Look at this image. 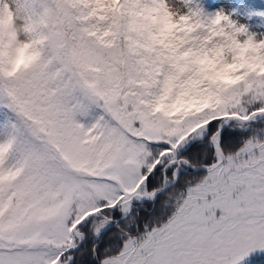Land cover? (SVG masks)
Returning <instances> with one entry per match:
<instances>
[{
  "label": "snow or ice",
  "instance_id": "snow-or-ice-1",
  "mask_svg": "<svg viewBox=\"0 0 264 264\" xmlns=\"http://www.w3.org/2000/svg\"><path fill=\"white\" fill-rule=\"evenodd\" d=\"M171 3L205 16L195 0H0V264L264 252V43L233 25L243 67L194 113L162 111L143 36Z\"/></svg>",
  "mask_w": 264,
  "mask_h": 264
},
{
  "label": "clouds",
  "instance_id": "clouds-1",
  "mask_svg": "<svg viewBox=\"0 0 264 264\" xmlns=\"http://www.w3.org/2000/svg\"><path fill=\"white\" fill-rule=\"evenodd\" d=\"M169 11L173 17L171 22L146 21L150 27L144 33L143 42L153 50L152 55L166 73L167 88L159 100L162 111L194 113L215 99L217 85L229 82V77L243 67L248 52L236 45L247 44L249 36L232 26L248 29L223 10L215 16L193 14L189 21L182 20L191 11L187 4L171 3ZM251 35L257 43H264V36ZM28 62L26 50H21L4 67L18 74Z\"/></svg>",
  "mask_w": 264,
  "mask_h": 264
},
{
  "label": "rangeland",
  "instance_id": "rangeland-1",
  "mask_svg": "<svg viewBox=\"0 0 264 264\" xmlns=\"http://www.w3.org/2000/svg\"><path fill=\"white\" fill-rule=\"evenodd\" d=\"M240 3L238 0H214L210 4L209 11H205V16H215L217 12L223 10L232 15V19L237 21L239 25H245L250 34H256L258 37L264 36V22L258 18L252 17L246 12L240 11L238 8ZM252 8L257 7V2L252 0L250 2ZM153 17L157 16V13L152 14Z\"/></svg>",
  "mask_w": 264,
  "mask_h": 264
},
{
  "label": "trees",
  "instance_id": "trees-1",
  "mask_svg": "<svg viewBox=\"0 0 264 264\" xmlns=\"http://www.w3.org/2000/svg\"><path fill=\"white\" fill-rule=\"evenodd\" d=\"M212 0H195V4L202 9L203 12L209 11V4ZM252 0H239L242 7L247 11L252 18L258 17L264 22V0H254L257 2V7L252 8L250 2ZM243 264H264V252H256L251 254L243 261Z\"/></svg>",
  "mask_w": 264,
  "mask_h": 264
}]
</instances>
